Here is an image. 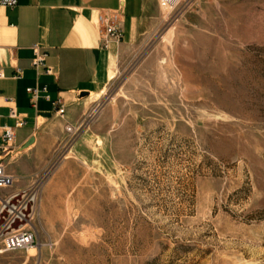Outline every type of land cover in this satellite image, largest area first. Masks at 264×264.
<instances>
[{
	"label": "rangeland",
	"instance_id": "rangeland-1",
	"mask_svg": "<svg viewBox=\"0 0 264 264\" xmlns=\"http://www.w3.org/2000/svg\"><path fill=\"white\" fill-rule=\"evenodd\" d=\"M161 13L0 264H264V0Z\"/></svg>",
	"mask_w": 264,
	"mask_h": 264
},
{
	"label": "crops",
	"instance_id": "crops-1",
	"mask_svg": "<svg viewBox=\"0 0 264 264\" xmlns=\"http://www.w3.org/2000/svg\"><path fill=\"white\" fill-rule=\"evenodd\" d=\"M192 1V0H183ZM116 13L123 26L120 45L102 48L96 19ZM163 23L159 0H18L0 9V147L5 128L14 143L3 156L12 190L34 182L65 139V122L78 124L105 93L112 77L146 45ZM46 55L53 76L33 70L31 47ZM19 73V75H18ZM43 87L49 101L31 106L25 89ZM5 99H12L9 105ZM65 110V121L53 103ZM13 106L24 125L14 129ZM33 139L32 144L24 146Z\"/></svg>",
	"mask_w": 264,
	"mask_h": 264
},
{
	"label": "built area",
	"instance_id": "built-area-1",
	"mask_svg": "<svg viewBox=\"0 0 264 264\" xmlns=\"http://www.w3.org/2000/svg\"><path fill=\"white\" fill-rule=\"evenodd\" d=\"M181 0H159V8L163 13L173 12L179 5ZM18 0H0L1 8L13 9L17 6ZM98 27V37L102 48L107 50L111 45L118 46L123 41V26L120 17L116 13L106 16H98L96 19ZM32 52V68L39 72L42 70V75L53 76V70L45 65L46 55L40 53L39 47L33 45ZM19 75V73H18ZM29 96L31 106H35L39 99L49 101V98L41 96L46 94L45 86L31 87L25 89ZM9 105L13 104L12 99H5ZM56 115L65 121V110L60 105L59 101L53 103ZM99 109V102L96 103L89 111L88 115L76 125H70L65 122L64 132L65 139L58 146L54 153L56 159L57 154L62 155L63 150L71 146L78 138L81 130L88 121L96 116ZM8 118L14 121V129L20 128L24 125L16 109L11 106L8 111ZM14 131L11 128H5L3 134V142L6 147H0V191L8 192L0 194V254L14 252V251H28L34 246L37 235L34 227L37 218V203L39 195L40 178H36L29 186L12 190L14 184L13 178L5 172V165L3 156L9 152V146L14 143Z\"/></svg>",
	"mask_w": 264,
	"mask_h": 264
},
{
	"label": "water",
	"instance_id": "water-1",
	"mask_svg": "<svg viewBox=\"0 0 264 264\" xmlns=\"http://www.w3.org/2000/svg\"><path fill=\"white\" fill-rule=\"evenodd\" d=\"M32 142H33V139H31L25 146H24V148H26V147H28L30 144H32Z\"/></svg>",
	"mask_w": 264,
	"mask_h": 264
},
{
	"label": "bare ground",
	"instance_id": "bare-ground-1",
	"mask_svg": "<svg viewBox=\"0 0 264 264\" xmlns=\"http://www.w3.org/2000/svg\"><path fill=\"white\" fill-rule=\"evenodd\" d=\"M33 248V247H32ZM32 248L28 249V251L26 253H28Z\"/></svg>",
	"mask_w": 264,
	"mask_h": 264
}]
</instances>
